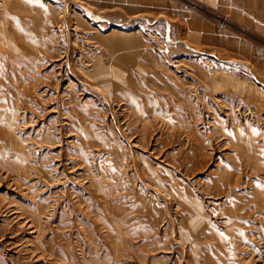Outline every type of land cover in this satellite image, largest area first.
<instances>
[{
  "label": "rangeland",
  "instance_id": "obj_1",
  "mask_svg": "<svg viewBox=\"0 0 264 264\" xmlns=\"http://www.w3.org/2000/svg\"><path fill=\"white\" fill-rule=\"evenodd\" d=\"M246 1L0 0V264H264Z\"/></svg>",
  "mask_w": 264,
  "mask_h": 264
},
{
  "label": "crops",
  "instance_id": "obj_2",
  "mask_svg": "<svg viewBox=\"0 0 264 264\" xmlns=\"http://www.w3.org/2000/svg\"><path fill=\"white\" fill-rule=\"evenodd\" d=\"M256 3H258V7H256ZM244 5L246 6L245 10L253 15L254 19L260 21L261 27L264 29V0H247ZM232 18L237 21V24L245 27L251 28L256 25L248 16L241 15L238 12L233 11Z\"/></svg>",
  "mask_w": 264,
  "mask_h": 264
}]
</instances>
